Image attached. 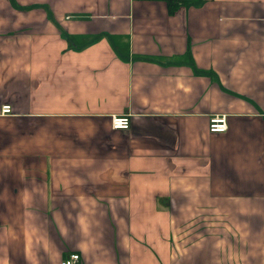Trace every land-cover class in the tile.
Returning a JSON list of instances; mask_svg holds the SVG:
<instances>
[{
  "label": "crops",
  "instance_id": "1",
  "mask_svg": "<svg viewBox=\"0 0 264 264\" xmlns=\"http://www.w3.org/2000/svg\"><path fill=\"white\" fill-rule=\"evenodd\" d=\"M5 104L0 264H264V0H0Z\"/></svg>",
  "mask_w": 264,
  "mask_h": 264
},
{
  "label": "built area",
  "instance_id": "2",
  "mask_svg": "<svg viewBox=\"0 0 264 264\" xmlns=\"http://www.w3.org/2000/svg\"><path fill=\"white\" fill-rule=\"evenodd\" d=\"M1 113H10L11 106L5 104L1 106ZM111 126L113 129H127L129 127L128 115H116L111 118ZM227 124L223 115H214L210 118L208 129L210 132H222L226 129ZM79 261L77 253H71L69 256L61 260L60 264H76Z\"/></svg>",
  "mask_w": 264,
  "mask_h": 264
}]
</instances>
